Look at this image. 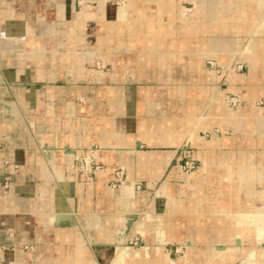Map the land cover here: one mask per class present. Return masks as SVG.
I'll use <instances>...</instances> for the list:
<instances>
[{"label": "crops", "instance_id": "1", "mask_svg": "<svg viewBox=\"0 0 264 264\" xmlns=\"http://www.w3.org/2000/svg\"><path fill=\"white\" fill-rule=\"evenodd\" d=\"M78 1L88 0H0V32L7 34L6 40L0 41V183L10 181L8 196L0 191V264H105L107 254L115 247L116 232L124 229L121 217L138 215L121 244L124 246L134 240L152 239V234L145 238L138 232L142 215L171 213L169 200L157 195L158 191L162 193L164 181L169 180L170 185L166 193L171 188L172 196L185 206L186 201L176 198L175 191L184 187L200 191L204 176L220 175L210 169L207 174L208 155L204 150L210 146L213 150L208 158H212L217 143L224 144L225 138L214 137L207 142L188 131L194 125L197 109L185 114L183 86L177 82L170 88L175 84L169 82L170 78L178 81L183 77L175 73L170 76L168 65L180 62L178 56L188 51L184 49L186 45H172L176 50L170 51L165 42L153 45L151 39H121L119 9L109 17L105 10L108 2L96 0L95 10L86 12L80 3L77 7ZM163 1L164 6L168 4ZM164 6L160 7L163 15L167 13ZM137 9L142 15L149 14L148 7L137 8V4L129 10L136 16ZM106 16L116 27L108 31L114 37L110 42L104 41ZM77 21L81 26L73 27ZM57 24H66L61 42L48 35ZM91 31L96 33L89 41ZM25 35L35 36L33 41L28 40V46L22 39ZM88 52L95 53L91 60ZM189 53L197 54L201 62L200 52ZM208 53L211 52L201 53L202 60ZM216 56L217 53L208 55L212 59L207 61L215 65ZM245 62L249 75L234 73L233 85L229 82L231 74L228 76L225 70L216 75L209 73V77L215 82L224 81L227 100L237 96L249 102L254 98L262 101L263 89L258 87L256 95L247 97L248 88L255 83L248 81L251 69L247 59ZM95 64L100 67L95 68ZM206 68L210 69V65ZM159 96L172 97L170 106L169 100ZM215 126L211 124L208 132H213ZM91 149H96L92 156L99 171L95 178L87 179L76 164ZM190 155L198 162L192 172L198 174L192 186L180 168ZM223 156L232 159L230 154ZM244 169L234 175L225 171L223 182H233V176L239 182H252L247 176H239L240 172H254ZM255 175L259 177L255 172L252 177ZM123 181L133 187L132 194L126 191V196L136 200L130 213L121 210L115 200L114 194ZM24 186L31 187L27 194L19 195L18 189ZM142 197L147 198L145 204L140 202ZM159 199L165 201L161 213L156 212ZM172 202V206L180 205ZM220 205L232 207L227 202ZM226 213L235 215L234 211ZM219 214L217 217H221ZM86 215L101 219L100 228L91 236L80 224L86 222ZM170 215L173 222L180 221L177 240L196 241V258L209 244L220 247L217 241L232 239L230 232L225 233V218L220 220L210 214L202 215L208 217L204 219L190 218L181 211ZM204 229L208 242L201 236ZM182 230L191 236L181 237ZM168 233L167 230V236ZM202 260L199 257L193 262L202 264Z\"/></svg>", "mask_w": 264, "mask_h": 264}, {"label": "rangeland", "instance_id": "2", "mask_svg": "<svg viewBox=\"0 0 264 264\" xmlns=\"http://www.w3.org/2000/svg\"><path fill=\"white\" fill-rule=\"evenodd\" d=\"M94 1L96 2V0H88L87 3L85 1H78L77 7H79L80 3V8L84 9V11H94L96 8ZM103 1L109 3L105 9L106 13L110 14L109 17L115 14L116 10L119 9L117 18L120 21L121 29H123L121 32V39H151L153 45L165 42L168 44V50L170 51L176 50L172 45L184 44L186 45L184 49L188 51L191 50L192 52H200V56H198L200 58L202 57L201 62L197 61V54L194 53V56L193 53L187 54L188 51H186V53L178 56L180 60L179 63L175 61L169 63L167 70L168 73L170 72L169 75L171 76L172 73H175V76L178 74L180 78L181 76L183 77V79L181 78L178 81L177 79L170 78L169 82L172 83L173 81V84L175 83L174 85H170V88L176 87L177 82L179 86H183L185 91V114L189 113L191 110L197 109V112H195L194 125H191L192 127H190L188 131L195 132L194 136L196 134L200 138H204L207 142H212L214 137L217 140L225 138L223 140L224 144L217 143V148H214L216 153L215 156L213 154L212 158H208V153L213 149L209 146L204 150L206 155H208L206 156L208 159L207 174H209L210 169L214 172L216 170L219 171L222 176H218L217 173L216 176L214 175L212 177L210 175L204 176V180L199 183L201 184L200 191H197L196 187H184V190L180 192L175 191L176 198L186 201L187 205L185 206H182L183 204L172 196L171 188L169 189V194H159L158 191L157 195H163L169 200L171 213L174 211H181L190 218L203 217L204 219L208 217L202 215L210 214L213 216L222 210L225 212L234 211L235 214H242L243 211H251L253 208L256 211L264 212L261 208L258 209L264 205L262 201L264 200V125L262 126L261 124L264 123V120L261 119L264 118V0H166L168 4L165 6L163 0ZM136 4L137 8L141 6L148 7L149 14L146 16L142 15V12H140L141 10L137 9V15L134 16L133 10L129 9L136 6ZM161 6H164L167 11L164 15L161 14ZM106 18V36L104 41L110 42L114 37L113 34L110 35L108 31L116 27L113 21H109L108 16H106ZM97 25H95L94 28L97 27ZM72 26H81V21L75 22ZM145 27L147 29L146 31ZM95 33V31L89 32V41L93 39V34ZM48 35L57 42L63 41L66 35V24H57L54 30ZM205 50L211 52L208 53L209 56L217 53V61H213L217 66L212 65L209 60L207 61L208 58L212 59V57H208V55L202 60L204 54L201 53H203V51L205 52ZM243 50L246 51L244 52ZM248 50L249 52L246 53ZM251 53L256 56L258 55V63L261 72L260 74H253L252 76L251 73L253 70L248 62L251 69V80L248 81L249 83L258 84L257 86L253 84V86L248 88L249 96L247 97L256 95L258 89H263L261 91L262 101H260L259 98H254L249 102L246 98L242 100L237 96H232L227 100L224 94L227 90V86L224 84V81L215 82L211 75V78L209 77V73L215 74L225 70L228 72V76L231 72L239 75L247 74L248 76L249 73L247 70L245 71L244 68V65H247L244 56L248 54L247 57H250ZM87 54L90 60L95 55L93 52H88ZM231 58L232 60L230 61ZM218 59H220L221 62H219ZM153 60H155V58ZM222 64L227 65L220 68L219 66ZM206 65H210V69L206 68ZM126 66L128 67L129 64ZM94 67L97 68L100 67V65L95 64ZM163 70V72H166L165 68ZM153 86L154 88L157 87L155 84ZM158 98L164 101L169 100V103L167 102L169 106L172 103V97H168L169 99H167V97L159 96ZM213 112L214 114L216 113V116L212 114ZM188 115H186V118L189 117ZM213 123H216L217 127L215 126L216 128L213 129V132L209 133L207 128ZM196 153H198V151H196ZM223 153L232 155V159H226ZM188 159L197 161L191 155ZM76 166L79 168L77 164ZM240 168H245L244 170L247 171H254L255 174L258 173L259 177L256 175L252 177L254 172H249L248 175L244 172H240L239 176L241 178L242 176H247L252 182L248 183L245 182V180L244 182H239L235 176H233V182H230V180H228V183L223 182V174L225 171H227V174L234 175L240 171ZM194 171L189 173L187 171L184 172L185 174H190ZM29 187L31 186L19 188L18 194H27L26 190ZM123 189L132 194V184L123 181L119 192L114 194L115 200L121 210H126L130 213L135 208L136 200L132 197L130 200L121 199ZM8 190H2V194L8 196L6 193ZM170 200H175V204L180 205L172 206L174 202L171 203ZM146 201L147 198H140L141 203L145 204ZM223 202L231 204L232 207H221L220 203ZM164 208L165 201L159 199L157 201L156 212L161 213L160 210ZM171 213L166 212L167 215ZM166 214L165 216L160 214L153 215L151 213L142 215L137 224L138 232L145 238L146 235L150 233L152 234V239H146V241L140 239L134 240L131 243L124 244V246L121 245L124 240H122L121 243H117L115 239V247L120 244V249L116 251L112 257L108 258L105 264L116 263L117 255L123 249L126 250V256L132 255L133 253L129 248L133 249L136 253H140L143 249L146 250L148 253V255H146V264H155L159 254H171L172 252L176 264H194L195 262L192 261L199 259V257L203 259L201 261L202 264L232 263L221 262V258L216 256L213 252V247H210L212 244L206 246V251L204 250V252H202L200 250V254H197V258L194 252L189 261H184L185 256H187L189 252L184 246V243L190 241L196 244V241H194L193 238L192 240L178 241L176 237V228L177 225L180 224V221L179 223L173 222L172 216H166ZM133 215L137 214L132 213L121 217L119 219L120 224L124 225L125 218ZM217 216L218 215H216V217ZM84 217L87 218V220H85L86 222L80 224L91 236L97 228H100L101 219L97 216L86 215ZM80 218L81 217L78 219L80 220ZM217 218L225 220V217ZM181 225L183 227L185 223L181 221ZM205 227L207 228L208 226ZM167 230L169 232L168 236L166 235ZM179 235L181 237H187L191 236V233L188 234L185 230H182ZM201 236L205 237L204 239L208 242L209 236L205 233V229ZM221 243L222 242L217 244ZM177 245L181 246L178 247ZM249 248L250 246L247 245L246 249ZM195 251H197V249ZM244 258H242L238 264H242Z\"/></svg>", "mask_w": 264, "mask_h": 264}, {"label": "bare ground", "instance_id": "3", "mask_svg": "<svg viewBox=\"0 0 264 264\" xmlns=\"http://www.w3.org/2000/svg\"><path fill=\"white\" fill-rule=\"evenodd\" d=\"M1 33L2 32H0V41H2V39L3 40L5 39L4 36H7V34H5V33L1 34ZM25 36L22 39L25 41V45L28 46L29 45L28 40L33 41L35 36H29V35H25ZM248 52H249V50L246 53H248ZM247 56H248V54H246V56H244V57L250 63V66L253 70V72L251 73L252 76L255 73L260 74L261 70L259 69L258 55L256 56V55L251 53L250 57H247ZM229 82H230V85L231 84L233 85V83L236 82V76L234 75V72H231ZM197 176H198V174L196 172L192 173V174H187L186 175L187 183L191 184V186H192V184L196 181ZM168 182H169V180H166L163 182L161 192L164 194L166 193L167 187L170 186L168 184ZM130 198L131 197L126 196V190L123 189L121 199L130 200ZM260 208L262 210H264V205L262 207H259V209ZM220 213L221 214H219V215H221V217H225L226 221L228 222L227 223L228 226H227V229H225L226 230L225 233L230 232L232 235V236H230L232 238L231 240H228V238L227 239L224 238L222 241H220V242H222L221 243L222 245L220 246L221 248L218 246L213 247V250H214L213 252L216 254V256H219L221 258V262H223V263L235 262V261L240 260V259L245 257L243 260V264H264V212H259V211H256L252 208L251 211H248V210L243 211L242 214L230 215L229 213H226L224 210H222ZM58 216H60V215H58ZM119 222H120V220H119ZM126 222L127 221L125 218L124 226L126 225ZM229 222L232 223L231 224V231L228 229V228H230ZM118 232L119 231H117V233ZM116 235L117 236L115 239L117 240V243H121L122 242L121 236H118V234H116ZM220 242H218V243H220ZM229 243H231V246ZM119 245L120 244L116 245V247L113 249V252L110 255L107 254L106 258L104 257L105 261H107L108 258L112 257L115 254V252L120 249ZM247 245L250 246L249 249H246ZM184 246L189 251L188 255L185 256V259H187V260L184 259V261H189L193 255V253L195 252V250L198 249V247H196V244H194L193 242H190V241L185 242ZM125 251L126 250L123 249V250H121V252H119V254L117 255L116 263H118V264H146V262H145L146 261V255H148L146 250L143 249V250H141L140 253H136L133 250L132 251L133 254L129 255V256H126ZM116 263H114V264H116ZM155 264H176V262L174 260L173 252L171 254H159L158 259L156 260Z\"/></svg>", "mask_w": 264, "mask_h": 264}, {"label": "built area", "instance_id": "4", "mask_svg": "<svg viewBox=\"0 0 264 264\" xmlns=\"http://www.w3.org/2000/svg\"><path fill=\"white\" fill-rule=\"evenodd\" d=\"M96 149H91L90 154L85 157L83 160H78L77 165L79 166V171L83 174L87 179L95 178L97 172L99 171V167L95 164L93 159V153ZM185 159L181 164L180 168L183 171H187L188 173L194 171L198 167V162L194 159ZM10 187V183L8 179H5L3 182L0 183V191L4 190L7 191Z\"/></svg>", "mask_w": 264, "mask_h": 264}, {"label": "water", "instance_id": "5", "mask_svg": "<svg viewBox=\"0 0 264 264\" xmlns=\"http://www.w3.org/2000/svg\"><path fill=\"white\" fill-rule=\"evenodd\" d=\"M138 220V216L137 215H133V216H127L126 217V225L124 227L123 230L119 231L117 234L118 236H121L122 240L125 239V237L128 235V233L130 232V230L132 229L134 223Z\"/></svg>", "mask_w": 264, "mask_h": 264}]
</instances>
